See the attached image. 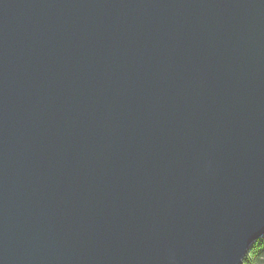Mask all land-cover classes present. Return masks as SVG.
Segmentation results:
<instances>
[{"label":"water","instance_id":"1","mask_svg":"<svg viewBox=\"0 0 264 264\" xmlns=\"http://www.w3.org/2000/svg\"><path fill=\"white\" fill-rule=\"evenodd\" d=\"M264 235V0H0V264H243Z\"/></svg>","mask_w":264,"mask_h":264},{"label":"trees","instance_id":"2","mask_svg":"<svg viewBox=\"0 0 264 264\" xmlns=\"http://www.w3.org/2000/svg\"><path fill=\"white\" fill-rule=\"evenodd\" d=\"M243 264H264V235L250 246Z\"/></svg>","mask_w":264,"mask_h":264}]
</instances>
